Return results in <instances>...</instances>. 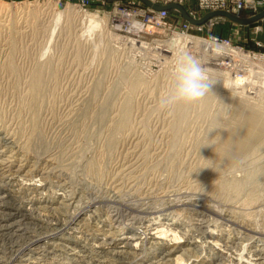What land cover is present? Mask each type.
Instances as JSON below:
<instances>
[{
	"label": "rangeland",
	"instance_id": "1",
	"mask_svg": "<svg viewBox=\"0 0 264 264\" xmlns=\"http://www.w3.org/2000/svg\"><path fill=\"white\" fill-rule=\"evenodd\" d=\"M133 1L134 0H124L121 2H104L100 0H0L1 123L6 126L9 124L8 127H10L13 132L15 131L21 144L23 146L25 145L29 147H24V152L27 151L26 153L31 155L32 158L34 157L36 160L42 161L46 153L48 154L50 152L49 154H53V168H56V170L53 169L54 173L51 171V173H53L51 175V180L55 181L59 179L56 178L58 175H60L61 178L65 176L63 179L67 181L68 186L66 185L65 190H57L55 187L47 188V190L44 192L45 194L43 193V196L46 194L51 196H59V194L71 196V194L74 193L73 195L76 196V201L79 202H90L92 199L97 197L99 199L104 198L102 199L105 204L104 208H108V201L112 199L113 195H115V189L112 186L114 185V181L111 179H113V176L117 174L116 172H118L120 165L126 161L128 162L129 159H131L132 150L136 156H139V154L141 156V153L144 152L141 157L139 156L138 160H140L137 163V166L138 164L142 166V163L140 162L143 160V166H136L134 169L135 171L133 170L131 172L128 179H125L127 176L124 175L125 178L123 179L124 181H122L123 188L119 191V194L122 197L121 199L131 200L134 196L141 195L144 197L147 195L146 197H150V195L153 194L154 196L150 198L148 197L149 199H146L145 201L149 200L153 206H157V208L159 207L160 209L164 208L165 206L167 209L170 208L169 212L167 213H171L173 210V206L167 207L166 205L171 201L169 200L170 197L173 200H179L180 198V201H187V204L184 202L176 203V206L180 207H176L177 209L175 210V213L177 214L179 212L176 216L179 219V222L182 221V223L180 222L181 224H185L186 227L191 223L188 227L190 228V226H192L194 228L191 227L192 230L187 232L188 234H186V236L180 234L183 238L178 240V242L184 243L187 239H189L188 236L193 233V235H197L196 241H200V244L203 242V245L205 246L204 248L207 251L209 247L205 241H210L208 238L210 233L208 232L207 235H201L194 226L195 221L198 219V215H191L189 211H182L181 209L184 208V206L181 205L186 204L188 209L190 208L193 210L189 203H194L196 200L199 201V199L201 202H203L206 199L204 202H206L208 205H212V207H209L215 211L216 215H214L213 211L211 212L209 210H204L206 211L204 212V217L207 216L213 218L214 220L215 216L217 219L216 221L218 222L219 220V222H215L216 225H213L215 224L213 222L209 228L206 227L204 230L207 228V231H209V229L213 230L226 224L229 229H233L231 230L233 232L232 234H237L236 237H239L237 240L234 239L235 241L232 240L235 242V244L231 241L223 242L224 245L222 244V249L226 254H228V256L224 254L225 259L223 258L221 263L230 264L231 262V264H240L238 259L240 253L242 252H244V258L246 257L248 259L249 255L251 254L249 258H252L254 262H264V228H262V226L264 227V198H262V195L264 197V193L258 190V186L255 184L258 181L254 182L256 179L255 177V179L253 178L254 183H247L248 179H252V176H250L252 171L256 170L264 162V147L263 149H260L261 152H256L255 155H251L252 157L250 156L249 158H246L248 160H246L243 168L234 172L229 168H232L233 161L235 159L233 160L231 157V160L229 157H213L214 153H216L215 149H221V141L223 140L220 137L224 131H227L229 128V130L232 128L234 129V127L236 128L239 126V123L240 125L244 123V112L246 111V108H254V111H258L260 115L264 116V43L257 40L258 28H262L264 32V20L262 19L259 22L250 25H238L229 21L228 19L221 18L218 19V22H216L211 28L204 26L202 29H198L197 27H194V29H191L189 32L185 33L182 30L185 19L178 10L169 11L167 15H165V18L159 21V23H146L147 18L138 14L142 9L139 4L147 8L146 5L140 0H135V4H133ZM155 2L160 5L180 3L198 18L202 15L197 7L196 0H155ZM127 9H130V11L132 9L136 15L132 19H135L137 22L144 25L145 29L135 33L128 31L127 25L122 26L120 29L116 27V24H118L117 21L122 20L123 15L128 13L126 11ZM149 9L153 10L151 8ZM59 12L63 14L61 15L62 18L60 17V19L57 18V13ZM91 16H95L96 20L100 24L98 27L88 31V21L90 20ZM4 21H6V24ZM209 35L217 36L220 39H223V41L228 42L230 45L229 49L231 48L233 51L236 50L239 53H237L239 56L236 58L234 56H228L227 58L221 60V62L224 61L223 65L217 66L212 64L215 61L210 59L209 56H205L204 52L202 51V47L197 44L187 43L183 39L179 43L175 44L176 46L174 47L168 46L172 40L179 38V36H192L200 38L201 40H208ZM14 42L16 43L14 44ZM156 46L159 48H156ZM167 46L170 48H166ZM164 48L168 49V52H161ZM180 52H187L195 57H198L202 61L203 66L205 67L209 76L211 85L210 90L207 93V97L205 96L206 98L203 97L202 100L195 102L193 105L191 104L188 110V117H190L188 120V127L185 128V136H183L181 143L184 145V147H182L183 145H180L177 152V149L175 151L172 150L171 145L173 138V130L171 127L173 124L172 122L175 119V110L177 105L167 110H160L158 107V100L161 93L171 82L172 67L176 56ZM12 61L14 62L13 64ZM39 69H42V80H44L42 83V85H44L43 89L45 91L43 94L44 99L41 98L38 102H36V104L39 103V105H31L32 98L29 94L32 85L31 81L34 77L33 75H35V71H38ZM137 77L139 79H137ZM237 77H246L248 80L250 79V81L244 85L243 91L242 89L239 90L236 88V86H232V84L227 83V81H230L232 78L237 79ZM136 79L141 80L140 82H144V85L141 84L139 87L134 86L136 84ZM116 83L117 85L115 86ZM128 92L131 94L134 92V94L131 95ZM109 95L111 96L108 97ZM134 95L135 97H132ZM128 99H131L132 101V111L129 118V122L131 124L123 129L121 131L122 133H115L114 131L112 132L114 129L113 125L116 126L118 123L117 120L120 119L119 117H121V108L123 109L124 103ZM203 99H208L210 101L211 107H207V112L206 108H202V101H204ZM108 102L109 106H111L108 108V115H106L105 118L106 120L104 119L105 124L102 122V124L105 125L104 126L96 120L101 108L106 105L105 103ZM196 104L199 105L196 106ZM33 106L36 109L32 108ZM37 106L38 109L40 108V110L37 109ZM208 109L210 110L208 111ZM33 112L35 113L33 114ZM35 115L36 117L38 116V120L36 119ZM3 116L7 120H4ZM213 117H216L215 119L219 117L217 126L215 125L216 120ZM33 118L37 121H40L39 124L38 122L33 121ZM54 120L59 125L55 123ZM140 121L142 122L140 123ZM237 122L238 124H235ZM32 124L35 125L39 131L43 130L40 132L39 136L33 132L34 130H32V128L34 129L35 126L33 127ZM98 125L100 127H98ZM19 133L22 134L20 135ZM114 133L117 137H115ZM119 136L120 138L118 139ZM186 136H188V138H186ZM111 138H115L113 144H110ZM116 141L117 143H115ZM46 146L47 148L49 146V148H44ZM114 146H116V148ZM31 147L32 149L35 148L34 150L37 151H30L32 150ZM130 147L133 149L131 150ZM111 148L113 149L112 152ZM179 148L181 149L179 150ZM219 149L217 151H219ZM126 153H128V155ZM174 153L176 154L174 155ZM145 154L148 155L144 156ZM153 154L155 156H153ZM211 154L213 155L211 156ZM170 161L173 163L170 164ZM176 161L178 163H175ZM222 161L224 162L221 165L223 168L220 167V163ZM92 163L93 166L95 164L100 168V173L97 174L95 171L92 172V169L89 171L90 167H93ZM148 164L151 165V167L148 166ZM115 167L116 171L114 170ZM143 167L145 169H142ZM147 168L149 170H146ZM142 171H144V173H142ZM124 172L126 171H123L122 173ZM137 173L140 175V177L137 175ZM133 174L135 176H133ZM131 175L132 177L130 178ZM53 176L56 177L54 178ZM159 177L160 179H158ZM132 178H135V181H133ZM129 179L130 182L127 181ZM145 179H147L149 182H147ZM157 179L163 182L161 183ZM242 179L243 182H246H244L246 185H243V182L235 184L236 180L242 181ZM157 182L162 185V187ZM228 182L229 185H231V183L240 185L235 188V191H232L231 188L233 189V186L229 187ZM40 184L41 183L38 178L33 181L22 183L24 188H30ZM148 187L151 189L153 188L154 190H151ZM194 188L200 190L198 191L200 194L196 192L197 190ZM160 189H163L164 191ZM132 191L137 194H134ZM181 195L183 196L181 197ZM189 196L191 197L189 198ZM234 196H237L236 199ZM252 196H254L256 199L259 197L258 199L260 201L258 202L257 199V204L255 200L254 202L249 201L251 203H249L250 205H254L251 207L250 205L248 206L246 202L248 199L251 200L250 197ZM176 197L179 198L176 199ZM201 197H204L205 199H202ZM153 198H156L155 201ZM21 199L25 200V195L21 194ZM163 199L165 202L168 200L169 201L165 203L164 201L162 202ZM227 199L230 201H227ZM235 203L237 205H235ZM96 204L98 205H95L96 208L102 207L104 205L102 204L101 206L100 201L96 202ZM213 204L216 206V208ZM186 205L185 208H187ZM231 205L234 210L231 208ZM219 209L223 214L219 211ZM250 209L252 211H250ZM226 210L229 212L234 211V213L238 211L235 214L236 220H234L237 222L231 224L230 222L223 220L222 216H225L227 213ZM239 211H243L242 213L245 212L244 214H246V217L251 214L248 216V218H252V220H248L251 221V225L254 224V227H261V231H258L257 233L259 236H262L259 237L257 233L251 234V231L247 232L246 234V231L243 228L244 224H241V222L244 223L243 221H245L247 218L245 219L243 216L244 214L241 212L239 213ZM249 211L250 213L248 214ZM238 213L242 215L237 216ZM232 214L233 213H231V215ZM181 217L183 218L181 219ZM176 230L178 231L179 229ZM173 231L176 232L175 230H172L166 236L156 233L158 232V229L151 230L147 234L148 236L143 235L141 239L143 240L144 238V240H146L147 237L148 240L156 238L157 240L163 242H169L172 238L170 236L174 234ZM216 231L218 232V229H216ZM243 234L245 236L249 235V238L247 236L245 237ZM201 236H204V238H201ZM123 237H126V234ZM260 238L263 239V241L261 240L262 243L258 242L260 241ZM247 239L249 240L247 241ZM237 241H241L242 243ZM257 243L260 245L259 248L255 247L257 246ZM235 245L236 247L238 245L239 248H236ZM243 246L247 249L249 248V251H246L247 249L245 250ZM249 246L253 249V251ZM240 248L243 251L240 250ZM255 249H261V254L259 256L263 258L261 261H256V257L258 256L253 254L254 252H257ZM204 250H202L203 255L208 254L210 251L208 250L207 253ZM230 252L232 253L230 254ZM247 259L245 261L243 259L244 263L242 264H247ZM234 260L235 262H233Z\"/></svg>",
	"mask_w": 264,
	"mask_h": 264
},
{
	"label": "bare ground",
	"instance_id": "2",
	"mask_svg": "<svg viewBox=\"0 0 264 264\" xmlns=\"http://www.w3.org/2000/svg\"><path fill=\"white\" fill-rule=\"evenodd\" d=\"M150 1L152 3H154V4H157V2H155V0H150ZM57 14H58V17H57L58 19H60L61 15H63L61 12H59ZM127 21L128 22L131 21V22L128 23ZM5 22L6 21H4V23ZM88 22H89L88 31L98 27L99 24H100L96 20L95 16H91V18H90V20ZM117 22H118V24H116V27L118 29L122 28V26H124V25L128 26V28H127L128 31L135 32V33L140 32L141 30L145 29L144 25L140 24L135 19L131 20L130 16L128 14L123 15V19L119 20ZM13 24H11V25H13ZM183 39L187 43H193V44H197V45L201 46L202 47V51L204 52V55L205 56H209L210 59L215 61L214 63H212L213 65H217V66L223 65L224 61L221 62V60L227 58L228 56H234L235 58L237 56H239V55H237L238 52L236 50L233 51L231 48L229 49V47L216 45V44H213V43H211V42H209L207 40H201L200 38L192 37V36H183V37L179 36V38L172 40V42L168 46H173L174 47V46H176L175 44L179 43ZM8 41H10V40H8ZM15 43L16 42H14V44ZM165 45H167V44H165ZM141 46H144V45H141ZM168 46L166 48H170ZM156 48H159V47L156 46ZM161 52H168V49L164 48V49H162ZM13 63L14 62L12 61V64ZM9 64H11V63H9ZM39 64H41V63H39ZM49 72H50V70H49ZM33 76L34 77L32 78V81H31L32 85H31L30 93H29L31 95V98H32L31 99V105H37V104L39 105V103L36 104V102H38L41 98L44 99L43 94L45 92L44 89H43L44 85H42V83L44 81V80H42V69H39L38 71H35V75H33ZM43 77H44V75H43ZM138 77H137V79H139ZM137 79L135 80L136 84L134 83L135 84L134 86L139 87V86H141V84L144 85V82H140L141 80H137ZM248 81H250V79L248 80V78H246V77H242V78L241 77H237V79L232 78L230 81H227V83L228 84H232V86H236L237 89H239V90L242 89V91H243L244 85H246V83ZM98 83H100V82H98ZM116 85H117V83L115 84V86ZM135 90H134V92H135ZM134 92L132 94H134ZM128 93H130V92H128ZM24 94H26V93H24ZM75 95H76V93H75ZM207 95H206V97H207ZM110 96L111 95H109L108 97H110ZM132 97H135V95L132 96ZM206 97H204V98H206ZM111 98H113V97H111ZM131 99L134 100L133 98H131ZM131 99H128L125 103L123 102L124 103V106L122 104L123 109L121 108L122 113H121V115L119 114L121 117L118 116L120 119L117 120L118 123L116 124V126L113 125L114 129L112 130V132L114 131L115 133H118V132L122 133L121 131L123 129H125L129 124H131L129 122L130 113L132 111V101H131ZM208 99H210V98H208ZM208 99H205V100L203 99L204 101H202L203 102L202 108H204V109L206 108V112H207V107L210 106V101ZM226 99H228V98H226ZM109 100H110V98H109ZM200 100H202V99H200ZM76 104H77V102H76ZM105 104L106 105H104L101 108L99 114L97 115V120H96L99 123H101V125L105 124L104 123V119L106 118V115H108V112H107L108 108L111 106V105L109 106V102L105 103ZM191 104L193 105L194 103L177 104L176 110L174 109L175 110V119L172 122L173 124H172V127H171L172 130H173V131L171 130L173 132V138H172V135H171V138H172L171 145H172V150L173 151H175L177 149V152H178V147H180V145H183L181 143H182L183 136H185V134H184L185 133V128L188 127V120L190 118V117H188V112H189L188 110H189ZM198 105L196 104V106H198ZM71 106H73V105H71ZM137 107H139V106H137ZM32 108H35V107L33 106ZM52 108H53V106H52ZM37 109H38V106H37ZM38 110H40V108ZM209 110L210 109H208V111ZM18 111H20V110H18ZM25 111H27V110H25ZM33 111H35V110H33ZM41 111H42V109H41ZM82 111H83V109H82ZM34 113L35 112H33V114ZM110 113H112V112H110ZM195 113H196V110H195ZM203 113H204V110H203ZM37 114H38V112H37ZM86 114H88V113H86ZM168 116H170V115H168ZM0 117L2 119V116H0ZM35 117H36V115H35ZM37 117H36V119L38 120ZM9 118H10V116H9ZM173 118H174V116H173ZM242 118H243V116H242ZM5 119L6 118L4 117V120ZM36 119H34L33 121L38 122V124H39L40 121H37ZM58 119H60V118H58ZM4 120H3V123H4ZM62 120L65 121L64 119H62ZM148 120H149V118H148ZM215 120H216L215 121L216 122L215 125L217 126L218 122H219V117L217 119H215ZM241 120H243V119H241ZM30 122H31V120H30ZM54 122H55V120H54ZM102 122L104 124H102ZM141 122L142 121H140V123ZM55 123H57V122H55ZM109 123H110V121H109ZM235 124H238V122L235 123ZM8 125L9 124H7V126H6V125L2 124L1 121H0V264H188V263H191V264H222L221 260H223L224 254H226L224 252V250L222 249L223 242H227V241L230 242L231 241V242H233L235 244L234 241L239 239V237H236L237 234H234V235L232 234L233 232L231 230H233V229H229L226 226V224L225 225L221 224L222 227H217L216 226L217 227L216 229H218V232L216 231V229H213V230L209 229V231H207L208 228L213 224V222L214 223L217 222L216 221L217 219L215 218V216H214V220L215 221L213 220V218H210V217H207V216L204 217V212H206L204 210H207V211L209 210L211 212L213 211L214 215H216L215 211L212 210L209 207V206L212 207V205H208L206 202H204L206 200L204 197H206V196L201 197L202 199H205L203 202H201L200 199H199V201H197L196 200L197 197H196L195 198L196 201L194 203H191V204L189 203V205L192 206L193 210H191L190 208L188 209V206L186 205L188 202L187 201L186 202L185 201H180L179 197H176V199L179 198V200H173L170 197L169 200H171V201L169 203H167L169 200L168 201L166 200L167 202L164 201V199L166 198L165 197L162 200V202L164 201L165 203H167L166 204L167 207H170V206L174 207V208L172 207L173 210H172L171 213H167V212H169L170 208L167 209L166 206L164 207L165 209L162 208V207H161L162 209H160L159 207L157 208V206L156 207L153 206L152 203H150L149 200L145 201L146 199H149L150 197L154 196L153 194L150 195V197L148 196L149 198L146 197L147 195L146 196L143 195L144 197H142L140 195V196H134L131 200L121 199L122 197L119 194V191L123 188L122 181H124L123 180L125 178L124 175L127 176V178H125V179H128L129 175L135 169V167L137 166L138 161L140 160V159L138 160L140 154H139V156L138 155L136 156L135 153L132 150L133 149L132 147H130L131 150H132V152L130 151L131 152V159H129L128 162L125 160L126 161L125 163H122L123 162L122 161L121 162L122 164L120 165V168H119L118 172H116L117 174L115 176H113L114 177L113 179H111V180L114 181L113 182L114 185H112V186L115 189L114 190V192H115L114 194L115 195H113L112 199H110L109 201L107 200L108 201V208L107 207L104 208L105 204H104V201L102 200L104 198L99 199L97 197V198L92 199L90 202H79V201H76V196L73 195L74 193H72L71 196H65L63 194H59V196H51L49 194H46V195L43 196V193L47 190V188H50V187H55V188H57V190L58 189L59 190H65L66 189V185H67V181H65L63 179L65 176L63 178H61L60 175H58L57 177L53 176L54 178L56 177V178H59V179H57L55 181L51 180L52 179L51 175L54 173L53 169L56 170V168H53V165H54V161H52V159H53L52 155L53 154H49L50 152L46 150L49 153L47 154L45 152L46 154H45V157L43 158L42 161L36 160L34 157L32 158L31 155L26 153L27 151L24 152V147H27V146H25V145L23 146L21 144V142L18 139V136L15 133V131L13 132L12 129L10 127H8ZM22 125H24V124H22ZM238 125H239L238 127H236V128L234 127V129L232 128L231 130H229L230 128L228 127L229 129L227 131H224V133L221 135L220 138H222V140H223V141H221L222 142L221 147H220L221 149H219V148L215 149L216 153H214V156H213L214 158H216V157L217 158H227V157L230 158L231 157L234 160V159H237V158H240V157L249 158L251 155H253V154L255 155L256 152H259V151L261 152L260 149L261 148L263 149V147H264V116L260 115L258 113V111H254V108H252V109H249V108L247 109L246 108V111L244 112V123H242L241 125L239 123ZM34 126L35 125H33V127ZM189 126H190V124H189ZM220 126H221V124H220ZM98 127H100V126L98 125ZM14 128H15V126H14ZM32 130H34L33 132H35V134L37 136H39L40 132L43 131V130L39 131V129L36 126H35L34 129L32 128ZM166 130H168V129H166ZM24 131H25V129H24ZM16 132H17V130H16ZM135 132H136V130H135ZM25 137H23V138H25ZM115 137H117L116 134H115ZM119 138H120V136L118 137V139ZM186 138H188V136H186ZM114 140H115V138H111L110 144H113ZM116 140H117V138H116ZM139 141H140V139H139ZM26 143H28V142H26ZM115 143H117V141ZM31 146H33V145H31ZM137 146H139V145H137ZM114 147L116 148V146H114ZM182 147H184V145ZM27 148H29V147H27ZM35 148H36V146H35ZM44 148L48 149L49 146H48V148H47V146L44 147ZM118 148H119V145H118ZM31 149H32V147H31ZM34 149H32L30 151H33ZM180 149L181 148H179V150ZM218 149H219V151H217ZM112 150L113 149L111 148V152H112ZM34 151H37V150H34ZM158 152H159V150H158ZM128 153H129V151H128ZM128 153H126V154L128 155ZM143 153H141V156L143 155ZM153 153H154V151H153ZM211 153H212V151H211ZM154 154H153V156H155ZM175 154L176 153H174V155ZM146 155H148V154H145L144 156H146ZM212 155L213 154H211V156ZM231 158H230V160H231ZM156 159H157V157H156ZM177 159H179V158H177ZM144 160H145V158H144ZM246 160H248V159H246ZM142 161L143 160H141L140 163H142V166H143V162ZM160 161H161V159H160ZM172 163L173 162L170 161V164H172ZM175 163H178V162L176 161ZM226 163H228V162H226ZM92 166H93V163H92ZM138 166H141V165L138 164ZM148 166L151 167V165H149V164H148ZM116 167L114 168V170L116 169ZM144 167L142 169H145ZM150 167H148V168H150ZM148 168L146 170H149ZM91 169H92V172L95 171L97 174L100 173V168L97 165H95V164H94V166L92 168L90 167L89 171H91ZM229 169H232V168H229ZM61 170H63V169H61ZM146 170H144V171H146ZM51 171L53 173H51ZM123 171H126L127 173L126 172L122 173ZM144 171H142V173H144ZM62 172H64V171H62ZM139 173H140V171H139ZM134 174H136V173H134ZM134 174H133V176H135ZM137 175L140 177V175L138 173H137ZM138 176H136V177H138ZM250 176H252V179H250V180L248 179L247 183L252 184L253 180L256 178L254 180V182L258 181L257 183H255L258 186L257 187L258 190L260 192L264 193V162L256 170L252 171ZM131 177H132V175L130 176V178ZM173 177H175V176H173ZM36 178L39 179V181L41 183L40 185L34 186V187H30V188H24L23 187V185H22L23 182L33 181ZM161 178H163V177H161ZM132 179H131V181H132ZM134 179H133V181H135ZM158 179H160V177ZM243 179H242V181L236 180L235 184H237L239 182H243ZM145 180L147 181V179H145ZM150 180H151V178H150ZM127 181L130 182V179L127 180ZM158 181H160V180H158ZM175 181H176V179H175ZM139 182H137V183H139ZM147 182H149V181H147ZM244 182L242 184L246 185L245 184L246 182L245 183ZM110 183H112V182H110ZM154 183H156V182H154ZM190 184H192V183H190ZM235 184L231 183V185H229V182H228L229 187L233 186V189L231 188L232 191H235V188H237L240 185V184L239 185H235ZM134 185H136V184H134ZM141 185H144V184H141ZM71 186H74V185H71ZM149 186H151V185H149ZM160 186L162 187V185H160ZM160 186H158V187H160ZM132 187H133V185H132ZM154 187H156V186H154ZM128 188H130V187H128ZM148 188H150V187H148ZM138 189H139V187H138ZM163 189H160V190H163ZM194 189H196V188H194ZM240 189H242V188H240ZM244 189H245V187H244ZM170 190H172V189H170ZM198 191H200V190H197L196 192H198ZM229 191H230V189H229ZM151 193H153V192H151ZM21 194L25 195V197H26L25 200L21 199ZM134 194H137V193H134ZM146 194H148V193H146ZM155 194H156V192H155ZM99 195H97V196H99ZM195 195H194V197H195ZM109 196H111V195H109ZM162 196H163V193H162ZM182 196L183 195H181V197ZM238 196H239V194H238ZM249 196H251V195H249ZM157 197H159V196H157ZM190 197L191 196H189V198ZM227 197H229V196H227ZM236 197H235V199H236ZM255 197H256V195H255ZM255 197L252 196V197H250L251 200H249V199H248V201L246 200L247 201L246 203L248 204V206L251 204L250 202H254V200L256 201V204H257V199L259 197L257 199ZM262 198H264L263 195H262ZM155 199H154V201H155ZM99 201L101 202V206H102V204H104V205L102 207L96 208L95 207V205H97L96 202H99ZM160 201H161V199H160ZM190 201H192V200H190ZM212 201H213V199H212ZM227 201H230V200L227 199ZM237 201H236V203H237ZM259 201L260 200L258 199V202ZM179 202L186 203V204L181 205V206H184V208H181L182 211L186 210V211H189V213H191V215H196V216L198 215V219L195 221V225H194L195 229L197 228V231L200 232L201 235H207L208 232L210 233V236L208 237L210 239V241H205L208 244V247H209L208 250H210L209 253L207 252L208 250L206 251V249L204 248L205 246L203 245V242L200 244V241H196V238H197L196 236L197 235L195 236V234L193 235V233L188 236L189 239H187L188 238L187 237L186 238L187 240L186 241L184 240L185 241L184 243L178 242V240L183 238L180 234H182L183 236L184 235L186 236V234H188L187 232H189L190 230H192V228H194L192 226H190V228L188 227L191 223L188 226L185 227V224L184 225L181 224L182 221H180L181 223L179 222V219L176 216L179 212L177 214L175 213V210L177 209L176 207H180V206H176V203H179ZM263 202H264V200H263ZM165 203H163V204H165ZM236 203H235V205H237ZM259 204H261V203H259ZM112 205H114V206H112ZM185 205H186L187 208H185ZM232 205H231V208H232ZM242 206H243V202H242ZM250 206L252 207L254 205H250ZM215 208H216V206H215ZM235 209H236V207H235ZM241 209H242V207H241ZM251 209H250V211H252ZM223 210H225V209H223ZM228 210H226L227 213L225 214V216L224 217L222 216L223 220H226L227 222H230L231 224L237 222V221H234V220H236L235 219L236 218L235 214L238 211L236 213H234V211L233 212H229ZM219 211H220V209H219ZM250 211L248 212V214L250 213ZM240 212L241 211H239V213ZM231 213H233V214L231 215ZM239 213L237 214V216L238 215H242L245 212L242 213V214H239ZM246 213H247V211H246ZM253 213H255V212H253ZM218 215H220V214H218ZM250 215H248V216H250ZM243 216L245 217V219L247 218L245 221H243L244 223L241 222V224H244L243 225L244 227L243 226L242 227L245 229L246 234H247V232H250V231H251L250 232L251 234H255L258 231H261L260 230L261 227L260 228H258L257 226L254 227L253 223H252L253 225L250 224L251 221H249L248 219L252 220V218H248V216L246 217V214H244ZM212 217H213V215H212ZM244 217H243V219H244ZM182 218L183 217H181V219ZM218 222H219V220H218ZM255 224H256V221H255ZM213 225H216V223L213 224ZM237 226H238V224H237ZM206 227H208V228L206 230H204ZM238 228H240V227H238ZM262 228H264V227L262 226ZM156 229H158V232H156V233H159L161 235H166V236L172 230H175L176 232L173 231L174 234L172 236H170L172 238L170 239L169 242H163V241L157 240L156 238H153L152 240H148L147 237H146V240H144V238H143V240L141 239V237L143 235L148 236L147 234L151 230H156ZM176 229H179V230L177 231ZM181 231H185V232H181ZM252 232H254V233H252ZM125 234H126V237H123ZM238 234H240V233H238ZM155 235H154V237H155ZM257 235H258V233H257ZM250 236H252V235H250ZM260 236H262V235H260ZM198 238H199V236H198ZM201 238H204V236H201ZM232 240H234V241H232ZM248 240L249 239H247V241ZM252 240H253V238H252ZM261 240L263 241V239L260 238V241H258V242L262 243ZM241 241H237V242H241ZM250 244H252V243H250ZM263 244H264V242H263ZM235 247H236V245H235ZM237 247L239 248L238 245H237ZM255 247L259 248L260 245H258V243H257V246H255ZM241 248H240V250H242ZM224 249H225V247H224ZM246 249L247 248H245V250ZM248 249L246 251H249ZM202 250L206 251L208 254L203 255ZM232 251H234V250H232ZM252 251H253V249H252ZM255 251H257V252H254V253L252 252V253L254 255L258 256V257H256L257 258L256 261L257 260L261 261L263 259V258L259 257L260 254H261V252H260L261 249H257V250L255 249ZM231 253L232 252H230V254ZM243 253L244 252L240 253V255H239L238 262L240 264L244 263V261L247 259L246 257H245L246 259L244 258L245 255H243ZM233 254H235V253H233ZM226 255L228 256V254H226ZM250 255H249V257H250ZM249 257H248L247 262H246L247 264H264V262H262V261L259 262V263H256V262H254V260L252 258H249ZM228 259H229V257H228ZM243 259H244V261H243ZM231 260H232V258H231ZM233 262H235V260ZM223 263H225V262H223ZM230 264H231V262H230Z\"/></svg>",
	"mask_w": 264,
	"mask_h": 264
},
{
	"label": "clouds",
	"instance_id": "3",
	"mask_svg": "<svg viewBox=\"0 0 264 264\" xmlns=\"http://www.w3.org/2000/svg\"><path fill=\"white\" fill-rule=\"evenodd\" d=\"M210 85L202 61L187 52H180L172 67L171 82L161 93L158 107L160 110H167L177 104L195 103L207 95ZM223 163H220V167ZM245 163L246 158H237L233 161L231 170H240Z\"/></svg>",
	"mask_w": 264,
	"mask_h": 264
},
{
	"label": "built area",
	"instance_id": "4",
	"mask_svg": "<svg viewBox=\"0 0 264 264\" xmlns=\"http://www.w3.org/2000/svg\"><path fill=\"white\" fill-rule=\"evenodd\" d=\"M135 2L136 1L134 0L133 4H135ZM196 4L202 15L198 18L195 14L190 12L195 19H201L205 15L217 11L226 12L231 15H234L235 17L243 18V19L252 18L264 12V0H196ZM139 5L141 6L142 9L138 14L143 17L145 16L147 18L146 23H159V21L164 19L165 15H167V13L169 12L168 10H163V11L150 10L147 6H146L147 8H145L141 4ZM126 11L128 13L125 14H128L131 20L136 16L135 13L132 11V9L131 11L130 9H127ZM218 19L221 18H213L209 20L206 24L201 26H195L185 20L182 30L183 32L186 33L189 32L191 29H194V27H197L198 29H202L204 26L211 28L216 22H218ZM261 32H263V29L258 28L257 35ZM207 41L216 45L230 47L228 42H225L223 41V39H220L219 37L214 35H209Z\"/></svg>",
	"mask_w": 264,
	"mask_h": 264
},
{
	"label": "water",
	"instance_id": "5",
	"mask_svg": "<svg viewBox=\"0 0 264 264\" xmlns=\"http://www.w3.org/2000/svg\"><path fill=\"white\" fill-rule=\"evenodd\" d=\"M100 1H106V2H121L124 0H100ZM143 4H145L147 7L156 10V11H163V10H178L183 18L190 22L191 24L195 25V26H201L206 24L209 20L213 19V18H224V19H228L229 21L236 23L238 25H250V24H254L259 22L260 20L264 19V12L256 15L255 17L252 18H248V19H243V18H238L235 17L234 15H231L229 13L226 12H222V11H217V12H212L209 13L207 15H205L204 17H202L201 19H195L189 12L188 10L181 5L180 3H172L169 5H160V4H154L152 3L150 0H140ZM257 40L264 43V32H261L257 35Z\"/></svg>",
	"mask_w": 264,
	"mask_h": 264
}]
</instances>
